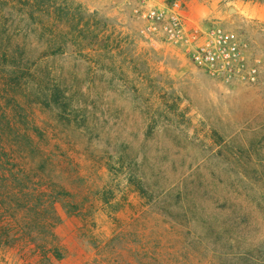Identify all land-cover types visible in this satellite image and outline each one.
I'll return each mask as SVG.
<instances>
[{
	"label": "rangeland",
	"instance_id": "obj_1",
	"mask_svg": "<svg viewBox=\"0 0 264 264\" xmlns=\"http://www.w3.org/2000/svg\"><path fill=\"white\" fill-rule=\"evenodd\" d=\"M59 1L71 14L63 27L37 5L0 0V41H26L38 62L42 87L23 101L51 100L29 111L62 149L67 189L79 201L89 197L85 215L61 209L56 264H114L90 239L103 246L148 209L128 180L130 166L162 203H184L179 191H194L196 217L182 221L194 251L186 237L180 246L167 238L162 251L176 253L173 262L264 264V0H153L181 2L188 27L203 36L219 27L237 39L257 78L232 82L195 63L181 44L147 41L126 0ZM46 41L67 44L40 58ZM114 256L122 264L129 253ZM33 263L0 251V264Z\"/></svg>",
	"mask_w": 264,
	"mask_h": 264
},
{
	"label": "trees",
	"instance_id": "obj_2",
	"mask_svg": "<svg viewBox=\"0 0 264 264\" xmlns=\"http://www.w3.org/2000/svg\"><path fill=\"white\" fill-rule=\"evenodd\" d=\"M21 1L37 5L40 16L56 19L62 27L71 15L63 1ZM73 29L79 30V23ZM60 32L64 29L60 28ZM46 44L49 51H43L40 58L63 53L67 41H46ZM37 63L26 41H0V251L16 250L21 258H29L33 264H56L63 257L56 233V227L63 221L61 209L70 215H85L84 205L89 197L79 201L77 194L67 189L64 161L60 158L64 156L62 149L59 145L53 147L47 131L29 111L32 102L51 106V100L23 101L30 97V92L42 87L34 71ZM175 119L174 113L169 123ZM129 169L128 180L146 197L148 209L134 219L129 229L117 231L103 246L95 237L91 238L93 249L105 257L110 254L112 260L109 257L108 261L114 264L118 257L113 255L120 252L129 253V257H123L122 264H177L168 258L176 253L167 255L162 247L167 238L173 241V246L184 244L185 232L189 233L190 228L182 221L196 217L191 199L194 191L189 188L179 191L184 203L166 200L162 203L143 175L135 174L131 166ZM191 239L186 237L188 253L194 251L195 243ZM98 262L94 258L85 264Z\"/></svg>",
	"mask_w": 264,
	"mask_h": 264
},
{
	"label": "built area",
	"instance_id": "obj_3",
	"mask_svg": "<svg viewBox=\"0 0 264 264\" xmlns=\"http://www.w3.org/2000/svg\"><path fill=\"white\" fill-rule=\"evenodd\" d=\"M126 2L140 21V32L147 41H166L187 47L195 63L228 82L236 78L256 80L257 69L246 68L237 39L219 27L207 30L205 36L203 30L188 27L181 2L175 1L164 7L157 6L153 0Z\"/></svg>",
	"mask_w": 264,
	"mask_h": 264
},
{
	"label": "water",
	"instance_id": "obj_4",
	"mask_svg": "<svg viewBox=\"0 0 264 264\" xmlns=\"http://www.w3.org/2000/svg\"><path fill=\"white\" fill-rule=\"evenodd\" d=\"M235 11H236L235 8H231V9H230V12H231V13H233V12H235Z\"/></svg>",
	"mask_w": 264,
	"mask_h": 264
}]
</instances>
